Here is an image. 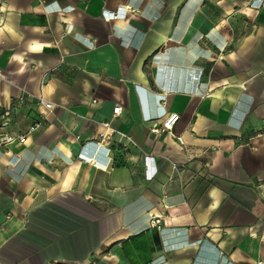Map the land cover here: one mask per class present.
I'll use <instances>...</instances> for the list:
<instances>
[{
  "label": "crops",
  "instance_id": "1",
  "mask_svg": "<svg viewBox=\"0 0 264 264\" xmlns=\"http://www.w3.org/2000/svg\"><path fill=\"white\" fill-rule=\"evenodd\" d=\"M0 264H264V0H0Z\"/></svg>",
  "mask_w": 264,
  "mask_h": 264
},
{
  "label": "built area",
  "instance_id": "2",
  "mask_svg": "<svg viewBox=\"0 0 264 264\" xmlns=\"http://www.w3.org/2000/svg\"><path fill=\"white\" fill-rule=\"evenodd\" d=\"M123 12L120 13L118 10L117 11H113V12H104L103 16L106 17L107 19L109 18H117L119 16H122ZM40 102L47 108L51 107V104L45 100H43L42 98L39 99ZM121 107L120 106H116L113 109V115H117L120 112ZM179 119V115L177 113H171L169 115L166 116V118L164 119L163 123H162V127L161 128H154L153 131L154 132H159L161 130H167L170 131L173 128V125L176 123V121ZM38 125V122H35L32 126V128L36 127ZM103 125L108 126V122H104ZM10 141V139H6V142ZM153 174V172L150 173L149 177H151ZM158 224V220L154 217L151 218L150 221V225L154 226Z\"/></svg>",
  "mask_w": 264,
  "mask_h": 264
}]
</instances>
